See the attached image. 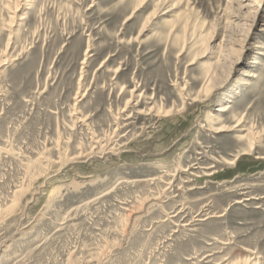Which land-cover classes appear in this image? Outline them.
I'll list each match as a JSON object with an SVG mask.
<instances>
[{
  "label": "rangeland",
  "instance_id": "obj_1",
  "mask_svg": "<svg viewBox=\"0 0 264 264\" xmlns=\"http://www.w3.org/2000/svg\"><path fill=\"white\" fill-rule=\"evenodd\" d=\"M232 263L264 264V0H0V264Z\"/></svg>",
  "mask_w": 264,
  "mask_h": 264
},
{
  "label": "bare ground",
  "instance_id": "obj_2",
  "mask_svg": "<svg viewBox=\"0 0 264 264\" xmlns=\"http://www.w3.org/2000/svg\"><path fill=\"white\" fill-rule=\"evenodd\" d=\"M13 1V3H14V0H12ZM33 0H28V2H32ZM9 2V1H8ZM10 3V2H9ZM252 5V4H251ZM10 6V5H9ZM19 8V6L18 7H16L15 8V10H17ZM256 48L258 49V50H262V48H263V46H262V44H258L257 46H256ZM258 55H261V53L259 52V53H257ZM237 64V63H236ZM235 64V65H236ZM250 64H258V62L257 61H254L253 63H250ZM256 77V75H255V73L254 72H250V71H248V70H246V69H242L241 70V73H240V76L237 78V81H236V87H235V92H236V94H238L237 92L240 90V85H243V84H246L247 83V79L246 78H255ZM227 81V80H226ZM208 85V84H207ZM235 94V93H234ZM233 102V97L232 98H229V100H228V104H231ZM232 109V107L231 106H229V105H223V106H221V107H219V109H218V112H220V113H224V112H228V111H230ZM219 120V117H217V119L215 118V120L214 121H218ZM239 124V123H238ZM226 127L225 126H223V125H218V128H216L215 130H216V132H224L226 129H225ZM247 139V138H246ZM248 140V139H247ZM249 140H250V138H249ZM252 140V139H251ZM248 142V141H247ZM251 143V142H250ZM249 147L250 148H248V149H251V147H252V145L251 144H249ZM232 264H234V263H232Z\"/></svg>",
  "mask_w": 264,
  "mask_h": 264
}]
</instances>
